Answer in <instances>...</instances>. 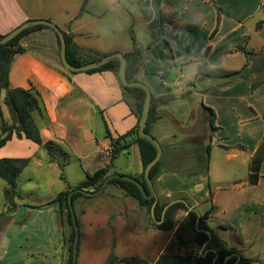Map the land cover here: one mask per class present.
<instances>
[{"label": "crops", "instance_id": "obj_1", "mask_svg": "<svg viewBox=\"0 0 264 264\" xmlns=\"http://www.w3.org/2000/svg\"><path fill=\"white\" fill-rule=\"evenodd\" d=\"M83 2L0 0V33L5 35L27 20L45 18L64 31L72 32L73 42L80 50L105 53L132 50L129 29L133 28L139 44L145 49L143 71L138 78L148 84L152 94L173 92L170 83L174 82L176 73L187 78L184 75L187 71L193 76V79H185L183 93L176 94V99L191 95L202 98L198 106L202 113V127L191 129V134L184 138L172 134V138L162 146L161 173L156 179L155 189L161 199L177 197L178 194L190 195L193 202L188 200L192 207L211 199V203L216 204L210 213V225L223 190L219 188L212 197L209 196L210 190L203 184L205 178L189 176V172L201 169L199 160L206 155L205 146L211 141L212 147L217 144L225 149L227 161L246 156L250 174L252 159L264 140V65L261 61L264 52V0H259V3L256 0H88L85 11L80 14ZM216 4L230 14L222 13L220 27L212 36L217 24ZM259 13L261 27H257L258 21L255 25L249 24ZM162 20L164 37L159 34ZM197 32L204 35L200 42L195 39ZM238 37L246 41L243 43L246 47L254 50L250 57L252 61L248 63L253 65L252 77L257 86L253 88L250 82L242 79L224 84L221 77H200L199 64L204 61L213 68L236 70L223 67V53ZM21 44L25 50L16 54L12 61L10 85L34 87L39 91L46 110L45 121L37 120L44 142L52 140L58 150L60 144L71 142L78 147L81 139L85 143L90 141L91 135H81L79 131L86 130V122L93 114V101L102 108V118L115 136L137 123L138 119L124 100L114 72L88 73L65 67L61 59V44L52 27L30 32L22 38ZM207 46H210V51L204 55ZM188 64L194 67L193 71L188 69ZM172 68V75L160 76ZM186 84L190 87L186 88ZM4 96L3 91L2 110L9 118L11 114L4 103ZM167 105L161 106V117L151 129L157 128L164 118L180 125L175 114L165 108ZM206 106L215 110V123L219 127L212 138ZM1 120L0 109V126ZM234 145L236 147H232ZM42 149L43 146L33 140L14 135L0 148V158L31 157L32 162L40 165L36 158ZM136 149L139 153L138 146L134 144L129 154L120 155L114 170L140 174L142 161L135 170L124 171L119 164L116 165L121 156L129 157ZM93 154L85 156L91 158L95 170L109 163L110 145L105 135L103 140L97 139ZM48 163L59 167L50 156ZM86 172L90 171L85 169ZM7 186L2 190L4 202L0 211V264H65L67 251L59 203H48L65 188L50 199L27 203L20 200L22 196L16 186V204L10 208L4 196ZM197 188L205 192L204 197L198 196ZM228 195L231 198L230 209L235 211L234 221L242 211L245 215L242 224L240 217L236 222L240 247L234 248L240 249L244 257L264 262L260 254H254L264 244V158L258 182L252 183L248 176L230 189ZM75 207L81 231L76 264H107L112 252L117 256L113 264H123L121 258L125 256L142 258L147 264H200L185 254L190 250L180 245L177 239V227L187 218L184 209L176 214L175 229L162 230L154 226L145 207L116 185L108 186L96 197L77 199ZM173 246L177 253L172 250Z\"/></svg>", "mask_w": 264, "mask_h": 264}, {"label": "trees", "instance_id": "obj_2", "mask_svg": "<svg viewBox=\"0 0 264 264\" xmlns=\"http://www.w3.org/2000/svg\"><path fill=\"white\" fill-rule=\"evenodd\" d=\"M214 1V0H211ZM88 0H84L83 5L81 7L80 14L83 13L86 9V4ZM215 3V2H214ZM218 15H217V24L215 29L212 32V36L218 31L220 27V22L222 18V13H228L223 7L216 4ZM50 26L45 24H37L31 26L29 28L24 29L21 33H19L16 37L11 39L9 42L1 44L0 43V109H1V131H0V148L6 145V143L16 135L18 138L26 137L45 147L50 155L52 161H55L59 166H63L60 157H57V148L55 143L52 140L47 142L43 141L41 134V127L37 122L36 114L44 115L46 113L45 106L39 91H37L34 87L24 88V87H11L10 85V70L12 61L16 54L23 52L25 48L21 44L22 38L29 34L32 31L49 28ZM257 27H261V22H258ZM130 35L133 41V48L130 51L123 52L127 59L126 65V75L127 79L130 81L139 80L138 75L141 71H143V58L145 49L139 44L136 33L133 28L129 29ZM57 33V32H56ZM67 41V56L69 61L76 66L82 65L84 63L99 59L105 55L114 53V52H99V51H82L73 42V33L64 31ZM160 37H164V22L159 28ZM4 34L0 33V38L3 37ZM58 36V40L60 43V37ZM239 49L244 51L247 55L254 52V50L246 47L244 44L238 46ZM210 51V46H207L204 50V55L208 54ZM202 60V59H201ZM262 65H264V58L261 59ZM247 63L241 68L236 70H223L220 68H213L208 65L207 62H202L199 65L198 75L200 77H227L234 78L238 76H245V67ZM120 69V60L118 58L109 61L108 63L102 65L99 68L89 69L86 72L95 73L105 70H110L115 73L120 83V86L123 91V98L129 104L132 112L136 115L138 121L137 123L122 134H118L115 136L107 121L105 122L106 126V134L105 138L109 142L110 145V160L106 166L100 167L94 172H86V179L81 183L75 186H69L64 190L60 191L56 197L48 202H58L62 220V227L64 228V244L67 251V258L65 264H71L73 260V252H74V239H75V226L73 222V216L71 212V208L69 205V193L73 188H84L87 190H96L98 189L105 178L113 173L118 172L114 170L116 160L122 154H129L131 147L135 144L139 148L140 158L143 165V170L140 174H129L137 179L141 180L146 190L149 192L148 186L144 177V168L147 163L155 157L156 155V147L149 140L142 137L139 133V119L142 115L143 105L146 97V92L142 87H131L126 86L121 81L119 76ZM169 71H165L160 74L162 78L168 76ZM257 83H253L252 87H256ZM5 92L4 103L10 110V117L7 118L4 115L2 110L1 103V93ZM177 98L176 94L172 91L164 93L162 95H154L152 94V102L150 107V113L148 117V122L146 126V131L151 134V127L160 119V108L163 105H167L170 102L174 101ZM209 111V123L211 129V138L214 133L218 130V126L215 123L216 120V112L213 108L206 106ZM212 150L211 141L205 146L206 155L199 160V166L201 169L193 170L190 172V175H196L199 172L207 175L209 170V161H210V153ZM264 158V140L260 146V148L256 151L254 155L251 165H250V174L249 180L252 183H257L260 179V165ZM32 161L31 157H3L0 158V178L5 179L8 183V186L4 190V196L10 208H12L15 202V192L17 181L20 173L24 170L26 166L30 164ZM161 165H162V156L160 160L151 168L150 176L155 185L156 179L161 173ZM200 168V167H199ZM122 174H126L124 172H120ZM63 177V175H62ZM116 185L118 186L126 195L133 197L138 201V203L145 207L149 218L151 219L154 226L162 229V230H173L175 229V217L177 212L180 209H184L187 211L186 220L182 221L176 230L177 239L179 244L185 243V240L182 238V234L180 229L185 226H190L194 230L193 241L197 244L200 249L203 244L207 242L206 246L202 249V251L198 252L197 255H189L188 257L195 260L200 264H258L254 262L255 258H248L242 256L241 250L229 247L223 242H217L214 239L212 234V229L209 225V217L210 213L215 207V204L212 203L211 207L205 212H200L197 207L190 208L189 205H193L192 202L188 200L185 196H177V197H169V198H160L158 197V201L154 206L155 197L147 198L141 187L129 180H124L118 177L112 178L105 190L108 186ZM210 196H213V191L210 187ZM94 196H87L82 192H75L73 194V203L74 207L77 199L84 198H92ZM173 199H178L173 204H171L165 214L163 215V211L165 206L172 201ZM76 210V207H75ZM200 212V216H199ZM78 223H79V214L76 210ZM209 230V232L207 231ZM211 238H210V234ZM81 237V231H80ZM80 247V239L79 244ZM79 254V248H78ZM117 259V256L114 252L110 254L107 264H112ZM123 264H147V262L139 257L135 256H125L121 258ZM264 264V262H262Z\"/></svg>", "mask_w": 264, "mask_h": 264}, {"label": "rangeland", "instance_id": "obj_3", "mask_svg": "<svg viewBox=\"0 0 264 264\" xmlns=\"http://www.w3.org/2000/svg\"><path fill=\"white\" fill-rule=\"evenodd\" d=\"M222 1L225 2V0ZM256 3H259V0H256ZM251 20L252 21H250L249 24L252 25H255L257 21L260 22L261 13L255 15ZM202 37H204V35L201 32L195 33V39L199 42L201 41ZM243 43L245 44L246 41H244L243 38L240 37H238L236 40L231 41L228 46V51L226 53H223V67H226L228 69H241L247 63V66L245 67L246 77H221L220 79H223L225 81L224 84L228 82L231 84L238 79L245 80L247 83L250 82L251 84L255 83L253 81V79L255 78L252 77L251 70L253 65L248 63L252 61L250 58L252 54L247 55L238 47ZM262 58H264V52ZM188 69L190 71H193L194 67L192 65H189ZM172 70L173 68L167 71H170L169 74L171 73L172 75ZM184 75H187V78L189 77L193 79V76H191L187 71L184 72ZM187 78L182 76L181 73H176L174 82L171 81L170 83V86L173 87V93H183L184 81ZM185 87H190V85L186 84ZM201 100V97L191 95L188 97L175 99L165 107L175 114V116L180 121V125H177L171 120L164 118L161 123H159L160 125L157 128L151 129L152 135L162 144L163 147L166 142L172 138V134H176L179 138H184L186 135L191 134V129H197L202 127L200 126L202 120V113L201 110L198 108L199 104L201 103ZM93 105V114L91 116V119H88L86 122V130L79 131V134L81 135H91L92 139L90 141H87L86 143L83 141V139H81V141H79L81 145H78V147L72 145L71 142L62 145L60 144V148L57 150V157L58 159L60 157L63 166L59 167L58 165H50L48 163V157L50 155L47 149L43 147V149L38 153L36 158V160H39L41 164L37 165L36 163H34L35 161H31L30 164L24 168L18 179L17 189L19 190L22 196L20 200H23L27 203H38L46 199H50L51 197L55 196L61 189L66 188L69 184L77 185L82 180H84L86 178L85 169L90 172L95 170L91 158H87L85 154L89 155L88 157L94 155L93 153L97 146V139H104L106 129L105 122L102 118L101 113L102 108H100L94 101ZM36 117L37 120H42V122L45 121L44 115H40L37 113ZM205 141L207 142V139ZM227 146L228 148H230L229 145ZM232 147L236 146L234 145ZM226 154L227 152L224 148L215 144L212 147L210 153L209 170L207 172L208 174L204 175L203 173L199 172L195 176H197L196 178H199L200 176H203V178H205L203 180V184L205 185V188H208V190H210V182V187L213 193L219 188L223 190V193H221L220 196L219 206L213 214V219H211L210 221V227L212 229L214 239H216L217 242H223L227 246L238 248L240 247V244L237 241L238 227L236 226V222L240 217V224H242L245 221V215L244 211H242L241 214H237L236 222L234 221L235 211H232L230 209L231 198L229 197L228 193H230V189L236 187L237 183L244 181L249 176V167L245 162L246 156L232 158L230 161H227ZM118 164L123 170H135L137 167H139L141 165V159L139 157L137 149L133 150L129 157L127 155L121 156L116 165ZM188 164H191L190 161H188ZM181 177L183 179H186L184 175H181ZM7 184L8 183L5 179L0 178V211H2L4 202L2 190L5 186H7ZM196 193H198V196L200 197L205 196V192H200V188H197ZM178 195L185 196L193 202L192 198L189 197L190 195ZM132 202L135 204V201ZM211 204L212 203L210 199L209 201L202 202L200 205H198L197 209L200 212H205L211 207ZM136 206L139 207L137 203ZM180 232L182 234L183 240H185V243H181V245L185 247V249L190 250L188 252L184 251L185 254L189 256V252H193L192 254L197 255L200 251V247L193 241L194 230L190 226H185L180 229ZM171 248L174 253L178 252L175 246ZM254 254H260L261 260L264 261V244L263 246H260L259 250Z\"/></svg>", "mask_w": 264, "mask_h": 264}, {"label": "water", "instance_id": "obj_4", "mask_svg": "<svg viewBox=\"0 0 264 264\" xmlns=\"http://www.w3.org/2000/svg\"><path fill=\"white\" fill-rule=\"evenodd\" d=\"M37 24H45L48 25L50 27H52L57 34L60 37V44H61V59L63 64L65 65L66 68H68L71 71H87L89 69H94V68H99L102 65L108 63L109 61L118 58L120 60V69H119V76L121 78V81L123 82L124 85L126 86H131V87H142L145 92H146V97H145V101H144V105H143V110H142V115L139 119V133L142 137L146 138L147 140H149L152 144H154V146L156 147V155L154 158H152L147 165L144 168V177H145V181L146 184L148 186L149 192L146 190L144 183L137 179L136 177L129 175V174H122L120 172H113L111 174H109L104 182L102 183V185L96 189V190H87L81 187L78 188H73L71 190V192L69 193V205L71 208V212H72V216H73V222H74V226H75V230H76V234H75V239H74V252H73V260L71 264H76L77 262V258H78V244H79V239H80V226L78 223V218H77V214H76V210L74 207V203H73V194L75 192H82L83 194L87 195V196H94V195H98L100 193H102L106 186L108 185L109 181L112 178L118 177L124 180H129L132 181L136 184H138L144 195L147 198H152L155 197V202L153 204L152 210L154 208V206L156 205L157 201H158V194L156 192L153 180L150 176V170L151 168L160 160L161 155H162V145L161 143L149 132L146 131V126H147V122H148V117H149V113H150V107H151V102H152V92L150 87L148 86V84H146L145 82L141 81V80H133L130 81L127 79V75H126V65H127V59L126 56L123 54V52H114L108 55H105L99 59L84 63L82 65L76 66L73 65L67 56V41H66V36L64 33V30L62 28H60L55 22H53L52 20L49 19H45V18H38V19H30L27 20L23 23H21L20 25H18L17 27H15L14 29H12L10 32H8L7 34H5L3 37L0 38V43L4 44L9 42L11 39H13L14 37H16L19 33H21L24 29L29 28L31 26L37 25ZM178 199H174L172 201H170L164 208L163 211V215L165 214L167 208L173 204L175 201H177ZM190 208H193L191 205H189ZM199 216H200V212H199ZM209 232V230H207ZM210 234V233H209ZM210 238H211V234H210ZM208 241H206L202 248L200 249V252L202 251V249L206 246ZM254 262L258 263V264H262V262L255 260Z\"/></svg>", "mask_w": 264, "mask_h": 264}]
</instances>
